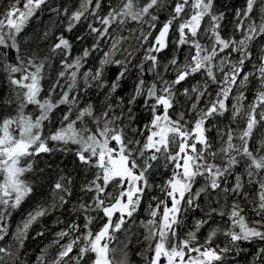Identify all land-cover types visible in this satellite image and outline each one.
<instances>
[{
  "label": "snow or ice",
  "instance_id": "snow-or-ice-1",
  "mask_svg": "<svg viewBox=\"0 0 264 264\" xmlns=\"http://www.w3.org/2000/svg\"><path fill=\"white\" fill-rule=\"evenodd\" d=\"M133 238L264 264V0H0V264H132Z\"/></svg>",
  "mask_w": 264,
  "mask_h": 264
},
{
  "label": "trees",
  "instance_id": "trees-1",
  "mask_svg": "<svg viewBox=\"0 0 264 264\" xmlns=\"http://www.w3.org/2000/svg\"><path fill=\"white\" fill-rule=\"evenodd\" d=\"M243 3V0H217V7L218 8H223L225 5H228L229 7H239ZM69 7H71V0H69ZM231 18V16H229ZM47 23L48 21L45 19L44 21ZM39 21L36 22V25H39ZM40 29L38 27H33L29 29L30 36L34 31H39ZM83 29H80L82 31ZM79 47V45H77ZM45 161L49 160V157L45 156L44 157ZM51 162L54 163H59V157H52ZM65 163H68L67 160H65ZM43 166V163L41 164ZM69 167L71 165L69 164ZM52 175L50 173H46L45 177L41 178V185L42 187L40 188V191L43 193V195H37L35 198L30 199L29 201L25 202L24 205H22V208L18 210L16 213H14L13 218L11 220V227L12 229H15V227L21 223L22 219L26 216V214L31 211L38 203L43 201L47 195H48V189H49V183L47 180V176ZM166 175V174H165ZM52 178L54 179V175H52ZM154 195H158L159 193H153ZM146 210V209H145ZM146 214V213H145ZM139 216L141 218H145L146 216L142 215L139 213ZM199 218V216H193L192 214H189V219H188V225L191 226L195 219ZM53 219L54 217H47L43 220V224L46 226V228L49 231H46L45 236L39 237L36 240H32L31 236L35 234L36 231L40 230V225H34L33 229L30 232V238L28 241H26V249L28 250L30 254V258H34L38 253L41 248H43L45 245L49 243V241L52 239V233L57 230V226L53 224ZM63 219H68L67 215L63 217ZM219 222V217H213V220L211 221L212 226H215ZM208 227L206 226L204 229L201 230L200 237L201 240L204 238L205 234L208 231ZM137 236H140V234L143 232V229L140 228L138 225L135 228ZM223 240V237H219V240ZM144 248L143 243L137 244L136 239L133 238V243L130 245V255H131V260L132 264H143V260L141 259L140 256L136 255V252L142 251ZM248 250L244 253H241L240 257L238 258V264L244 262L245 264H251L252 260V254L255 252V247L253 246H247Z\"/></svg>",
  "mask_w": 264,
  "mask_h": 264
},
{
  "label": "flooded vegetation",
  "instance_id": "flooded-vegetation-1",
  "mask_svg": "<svg viewBox=\"0 0 264 264\" xmlns=\"http://www.w3.org/2000/svg\"><path fill=\"white\" fill-rule=\"evenodd\" d=\"M158 195H159V194H158ZM144 207H145V205L142 206V210H141L142 213H141V214H143V213L145 212V208H144ZM240 264H245V263L242 262V263H240Z\"/></svg>",
  "mask_w": 264,
  "mask_h": 264
},
{
  "label": "rangeland",
  "instance_id": "rangeland-1",
  "mask_svg": "<svg viewBox=\"0 0 264 264\" xmlns=\"http://www.w3.org/2000/svg\"><path fill=\"white\" fill-rule=\"evenodd\" d=\"M145 209L147 208V206L145 205V207H144ZM140 213H142V212H140ZM146 213V214H145ZM142 215H144V216H147V211L145 210V212L142 214Z\"/></svg>",
  "mask_w": 264,
  "mask_h": 264
}]
</instances>
